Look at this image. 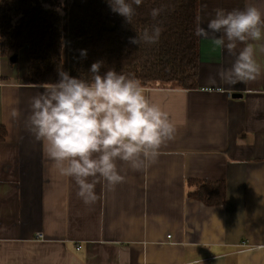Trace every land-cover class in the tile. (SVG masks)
I'll return each mask as SVG.
<instances>
[{
	"label": "crops",
	"instance_id": "1",
	"mask_svg": "<svg viewBox=\"0 0 264 264\" xmlns=\"http://www.w3.org/2000/svg\"><path fill=\"white\" fill-rule=\"evenodd\" d=\"M247 4L264 11V0H199L200 23ZM255 43L253 81L222 82L217 71L235 56L200 38L197 88L143 85L174 136L146 168L118 161L125 179L97 183L87 205L29 131L43 89L29 84L26 51L0 54V264H264V40ZM192 181L223 184L225 203L192 198Z\"/></svg>",
	"mask_w": 264,
	"mask_h": 264
},
{
	"label": "clouds",
	"instance_id": "2",
	"mask_svg": "<svg viewBox=\"0 0 264 264\" xmlns=\"http://www.w3.org/2000/svg\"><path fill=\"white\" fill-rule=\"evenodd\" d=\"M111 10L131 23L134 5L141 0H107ZM160 9L153 8L155 19ZM159 25L145 29L131 38L133 44L155 43ZM195 35L212 39L216 46L234 54L230 67L217 71L227 85L253 81L262 68L256 58V43L264 40V11L254 4L226 10L217 8L207 20L198 23ZM264 50V45L260 46ZM87 57V49L79 50ZM104 61L93 62L90 79L59 71L54 82L31 98L28 128L42 142L48 158L61 175L74 180L84 204L97 200L96 185L115 186L125 177L118 161L133 170L154 162L159 148L173 138L175 125L167 111L150 100L141 81L125 75ZM12 117L18 112L12 109ZM243 264V261L240 262Z\"/></svg>",
	"mask_w": 264,
	"mask_h": 264
},
{
	"label": "trees",
	"instance_id": "3",
	"mask_svg": "<svg viewBox=\"0 0 264 264\" xmlns=\"http://www.w3.org/2000/svg\"><path fill=\"white\" fill-rule=\"evenodd\" d=\"M131 23L113 12L107 0H0V54L18 58L26 51L31 85L54 82L59 71L90 79V65L139 79L150 88L195 89L199 78V0H141ZM153 8L160 9L154 19ZM153 25L161 27L155 43L133 44ZM87 49L80 58L79 50ZM6 134L0 127V139ZM191 197L208 205L225 203V187L190 182Z\"/></svg>",
	"mask_w": 264,
	"mask_h": 264
},
{
	"label": "built area",
	"instance_id": "4",
	"mask_svg": "<svg viewBox=\"0 0 264 264\" xmlns=\"http://www.w3.org/2000/svg\"><path fill=\"white\" fill-rule=\"evenodd\" d=\"M35 239L44 240L45 236L42 233H38V234H36Z\"/></svg>",
	"mask_w": 264,
	"mask_h": 264
},
{
	"label": "water",
	"instance_id": "5",
	"mask_svg": "<svg viewBox=\"0 0 264 264\" xmlns=\"http://www.w3.org/2000/svg\"><path fill=\"white\" fill-rule=\"evenodd\" d=\"M233 97H234V98H241L242 96H241V94H234Z\"/></svg>",
	"mask_w": 264,
	"mask_h": 264
}]
</instances>
